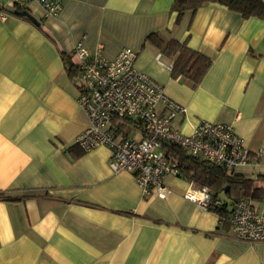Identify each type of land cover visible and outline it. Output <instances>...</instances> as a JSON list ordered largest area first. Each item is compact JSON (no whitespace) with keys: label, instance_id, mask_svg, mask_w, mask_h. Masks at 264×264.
<instances>
[{"label":"crops","instance_id":"0c3cea01","mask_svg":"<svg viewBox=\"0 0 264 264\" xmlns=\"http://www.w3.org/2000/svg\"><path fill=\"white\" fill-rule=\"evenodd\" d=\"M173 1L62 0L54 15L31 1L22 10L35 25L0 0L11 11L0 19V264H264V240L235 238L184 198L183 178L165 177V197L144 195L109 167L108 146L76 144L88 117L61 53L81 42L106 59L133 50L135 68L186 107L172 123L181 134L231 123L252 151L264 148V20L210 2L176 25ZM153 32L211 60L199 84L171 77V60L145 41ZM232 172L263 185L264 156Z\"/></svg>","mask_w":264,"mask_h":264},{"label":"built area","instance_id":"2783aa9c","mask_svg":"<svg viewBox=\"0 0 264 264\" xmlns=\"http://www.w3.org/2000/svg\"><path fill=\"white\" fill-rule=\"evenodd\" d=\"M5 1L18 7L36 1L46 15H54L62 0ZM5 18L0 9V19ZM72 57L77 70V102L88 117V126L77 135L76 144L83 151L108 146L109 167L114 172L131 173L144 195L155 192L165 197L170 192L164 184L165 177H180L177 165L165 158L163 142L177 145L188 156L228 172L237 166H254L264 156V148L252 151L231 123L202 121L191 134H181L172 123L177 115L186 113V107L171 99L152 77L135 68L137 54L133 50L123 48L113 59H106L101 47L89 53L78 42ZM160 58L158 53L156 59ZM114 118L137 122L141 139L116 134L111 127ZM184 198L203 210L223 203L207 186L193 182H188ZM231 230L237 239L264 240V202L258 207L250 199L238 200L231 212Z\"/></svg>","mask_w":264,"mask_h":264},{"label":"trees","instance_id":"16d2710c","mask_svg":"<svg viewBox=\"0 0 264 264\" xmlns=\"http://www.w3.org/2000/svg\"><path fill=\"white\" fill-rule=\"evenodd\" d=\"M210 2L219 3L237 11L244 18L257 17L264 20L262 0H174L171 11L176 12L175 24L180 25L186 14L191 19L199 7ZM12 6L17 10L24 8L13 4ZM0 9L11 13L2 4ZM145 41L152 44L162 56L171 60L170 75L172 78L184 77L191 86L199 84L211 66V60L207 56L189 48L185 41L179 42L175 38L164 39L158 32L148 34ZM61 54L65 70L74 80L77 70L73 63L72 53ZM136 126L139 127V124L129 118L123 120L114 118L111 125L116 134H122L124 137L129 136V130ZM162 150L165 158L177 165L181 178L187 182L207 186L216 199H220L219 193L225 194L228 202L220 199L223 203L214 206L210 211L218 215L222 226L227 229H231V212L238 200L250 199L264 202V184H256L255 179L235 174L232 171L228 172L201 161L198 157L188 156L177 145L171 143L163 142Z\"/></svg>","mask_w":264,"mask_h":264},{"label":"water","instance_id":"95a60500","mask_svg":"<svg viewBox=\"0 0 264 264\" xmlns=\"http://www.w3.org/2000/svg\"><path fill=\"white\" fill-rule=\"evenodd\" d=\"M13 13L16 15L23 16V17L27 18L28 20H30L35 25H39V21L33 15H31L27 10H17L16 9L13 11Z\"/></svg>","mask_w":264,"mask_h":264},{"label":"rangeland","instance_id":"374dc122","mask_svg":"<svg viewBox=\"0 0 264 264\" xmlns=\"http://www.w3.org/2000/svg\"><path fill=\"white\" fill-rule=\"evenodd\" d=\"M129 135L130 136L133 135L132 128L129 130ZM219 198L222 199V200H224V201H227L228 202V199L226 198L225 194L222 193V192L219 193ZM228 206H230V205H228Z\"/></svg>","mask_w":264,"mask_h":264}]
</instances>
